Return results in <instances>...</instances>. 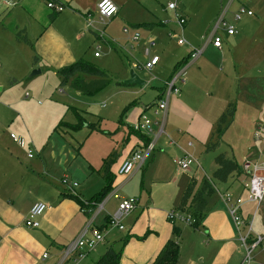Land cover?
<instances>
[{
	"label": "crops",
	"instance_id": "0c3cea01",
	"mask_svg": "<svg viewBox=\"0 0 264 264\" xmlns=\"http://www.w3.org/2000/svg\"><path fill=\"white\" fill-rule=\"evenodd\" d=\"M49 1L51 0H22L23 9L29 14L31 21L28 27L19 28L24 29L34 41V47L38 42L36 50L41 54L40 57L56 71L60 67L75 62L78 57L84 56L85 46L81 44V41L90 43L93 41V35L96 39L107 43L109 47L110 44H113L116 48L114 50L119 53L135 49L136 46L138 49L145 48L148 41L154 39L157 41V45L153 49V53L164 55L169 48V38L177 37L183 33L187 38L188 48L184 51L187 55L180 60L176 57L177 64L188 57L193 47L201 45L206 29L217 16L223 2V0H110L118 7V12L112 18L101 21L98 4L102 0H52L64 6V10L58 13L53 20L50 18L52 11L45 8ZM174 1L177 3L176 12L185 17L187 21L183 31L175 19V11L168 9V4ZM244 3L253 11V15H243L242 24L245 25V28L248 25L252 30L264 20V0H245ZM151 23L155 25L150 28L143 27L144 24ZM117 24L122 27V32L124 27H130V35H126L129 39L121 44L117 40L118 36L114 29ZM39 28L40 30H38ZM6 31L7 28L0 24V35H4ZM101 31H103V35L100 34ZM135 32H141V39L137 43H132L135 42L131 39ZM37 33L39 34L38 38H33ZM247 38L245 32H236L234 35L223 33L222 47L217 48L210 45L204 53L206 56H202L196 62V69L191 70V67L188 72L191 71L186 72L185 82L180 84V93L174 95L177 96L175 101L178 103V109L175 112V105L171 103V99L169 102L165 129L169 133L166 132L165 137L162 136L161 143L159 146L157 144L147 162L155 158L159 150H164L160 153V157L158 156L159 158L166 155L174 160L185 157L197 144H201L208 152L206 144L213 138L219 118L232 101L231 93L236 81L229 80L223 85L221 94L215 95L214 92H211L215 89V85L207 87L203 83L201 86V77L206 75L205 69L210 62L215 61L217 54L224 53L226 47L236 51V48L245 43ZM3 42L5 45V41ZM16 44L26 43L17 40ZM95 57H100V55ZM47 58L50 62L45 60ZM35 67L31 66L20 77L28 80L29 71ZM39 71L41 73L42 70ZM15 81H17L16 78ZM29 84L30 82L27 81L24 87L32 88ZM164 86L165 83L159 88L158 99L163 94ZM68 93L72 97L71 99L75 100L79 98L78 95L83 96L78 92L75 95L70 91ZM118 95H131V93L122 92ZM134 103L136 102L134 101ZM190 103H194V105H190ZM61 104L62 106L66 105L65 102ZM70 104L74 105L71 102ZM145 107L146 105L143 104L141 109L135 104L120 124L105 123L104 121L103 125L107 130L103 129L102 131L100 123L97 125L89 123L88 126L93 125L96 129L91 130V139L88 140L86 147L82 143L75 146L68 143L66 137L73 134L66 128L64 131H55L56 126L64 120L62 116L65 112L59 108L48 119L52 123L51 126H54L51 134L45 132L36 136L35 130L30 126H28L30 133L22 125L15 127V133L28 132L29 140L27 141L32 142L35 150V155L32 158L28 157L27 150L15 143L10 135L0 134V264H56L64 247L77 237L87 223L88 215L85 202H89L99 195L106 186L103 164L110 156H114L111 167V173L115 177L113 194L98 222L101 223L107 219L128 197H138L139 202L137 207L124 217L122 223L125 228L123 230L114 228L106 232L103 245L110 244V247L116 250L123 247L120 264H151L154 261L165 243L174 239L175 226L168 221L166 215L169 211L178 210L177 205H179L180 198L175 199L177 207L169 211L164 209L166 205L157 208L149 207V202H147L145 206H142L141 197L137 196L140 173L137 172L128 181L118 174L121 164L139 144L138 137L131 134L130 128L144 113ZM11 111L14 112L13 109ZM58 111L60 112L58 113ZM72 111L76 113V110ZM181 112L187 119L193 112L191 118L188 119L191 125L187 128L185 125L181 126L182 123H169V118L171 122H174V117L181 116ZM82 117L86 121V117L83 115ZM65 122L75 124L77 118L74 123ZM26 124L27 122H25ZM194 133L199 138L194 136ZM187 138H189L188 140L191 138L190 147H188L190 144H186ZM262 159L247 161L243 166L246 167L247 163L253 164ZM198 163L200 167L199 160ZM198 172L196 170L195 174ZM213 172L210 174L205 172L206 176L199 183H197L200 181L198 176L190 175L189 180H195L196 191L201 188L205 179L212 178ZM64 175L78 182V186L73 191L62 187L61 181ZM214 187L215 192L213 193H218V201L210 204L208 197L213 193L206 196L208 211L201 220L199 229L209 237L206 243L208 251L204 252L206 257L202 255L200 261L192 258L185 264H241L242 262V249L238 242L235 225L227 206L219 196L223 191L219 189L217 182L214 183ZM115 198L117 199L116 207L109 209V203ZM38 201L45 202L48 208L39 218V227H27L25 219L32 205ZM249 216L250 214H247L246 218L249 219ZM118 237L122 240L119 243L120 246H112L111 242H116L114 240ZM126 237L129 238L123 246L122 242ZM108 248L106 247V249ZM44 252L49 253L47 260L41 259ZM105 252L103 249L97 250L96 248L77 264H95ZM69 264H74V261L71 260Z\"/></svg>",
	"mask_w": 264,
	"mask_h": 264
},
{
	"label": "rangeland",
	"instance_id": "374dc122",
	"mask_svg": "<svg viewBox=\"0 0 264 264\" xmlns=\"http://www.w3.org/2000/svg\"><path fill=\"white\" fill-rule=\"evenodd\" d=\"M16 1V5L8 7L3 0H0V24L7 28L5 34L0 35V134L10 135L11 132L15 133V127L21 125L29 133L30 129L28 126H30L35 130L36 136H40L45 132L46 134H51L54 126H51L52 123L48 119L59 108L65 112L62 116L64 122H76L77 114L86 117V123L79 130H72L66 126L58 128L60 131H64L66 128L73 134L66 137L68 143L74 146L82 143L86 147L88 140L91 139V130L93 128L88 126L89 123H96V125L100 123L102 131L103 129L107 130L103 125L104 121L105 123L120 124L121 121L125 120V115L132 110L135 104L141 109L143 108V104L151 106L144 111L143 116H147L152 120L161 119V115L155 114L159 88L171 76L176 64V57L180 60L183 56L187 55L184 51L187 50L188 45L178 43L179 35L169 38L167 53L159 55V62L151 73L139 67L140 63L145 61L144 48L138 49L136 46L135 49H128V51L125 50V52L119 53L110 48L107 43L96 39L94 35L93 41L90 43L88 41H81V44L85 46V54L81 58H85L87 61L105 69L113 77L114 82L96 95H78L79 98L75 100L71 99L72 97L69 96L68 91L74 93L73 95L77 92L72 90L68 84L63 86L61 84L62 78L57 75L55 68L50 67L40 57L41 54L36 50L38 42L35 47L28 44H16L18 32H25L24 29L20 28L24 26L28 27L31 21L27 11L23 9L22 0ZM238 7L239 2L236 1L232 10L235 11ZM45 8L48 11L50 10L47 5ZM243 19L236 22L233 20L232 15L228 16L229 23L235 26L237 32H245L248 36L246 42L239 45L236 51H232L226 47L224 53L217 54L215 61L210 62L209 66L205 69L206 75L201 77L200 84L202 86L204 83L207 87L215 85V89L211 92L219 95L226 82L232 79L236 81L231 93L233 97L231 103L235 105V113L231 126L222 136L220 145L216 149L206 152L205 147L197 144V146L192 148V151L187 153L194 159L188 170L180 168L178 163L179 158L174 160L166 155L159 158L160 153L164 151L159 150L155 158L147 162L145 170L139 171L140 184L137 189V196L141 197L142 206H145L147 202H149V207L157 208L166 205L164 209L168 211L177 207L175 199H181L190 181V175L198 176L200 181H197V183L201 182L204 176H206L205 172L210 174L216 169L215 157L220 153H227L230 156L236 157L235 159L240 165H243L247 161L264 158V20L250 30L248 25L245 28V25L242 24ZM114 29L116 30L117 40H119L120 44L129 39L122 32L120 24L115 25ZM139 33L141 35V32ZM30 36L32 37V35ZM37 36H39L38 33L33 38ZM1 39H4L5 45ZM185 39L187 41L186 37ZM132 43H137V41ZM96 51L100 53V57L94 56ZM35 55L38 56L37 61L34 60ZM79 59L80 57L76 60ZM45 60L50 62L48 58ZM222 60L225 61L223 62ZM31 66L36 67L29 71L27 75V78L29 77L28 80L22 79L20 76H23L25 71H28ZM196 66V63L192 65L191 70L196 69ZM40 69L42 70L41 73H34V71ZM131 70H134L139 78L146 82L144 86L118 84L129 79ZM15 78L17 81H15ZM27 81L30 82L29 85L32 88L24 87ZM122 92L125 94L131 93V95H118ZM176 97H171V103L175 105L174 112L178 109V103L175 101ZM111 99L113 100L111 101ZM63 102L66 105L62 106L61 103ZM70 102L74 103V105L70 104ZM1 104L5 107L7 106L8 109ZM190 105H194V103H190ZM71 108L72 110H76V113ZM9 109H13L16 114ZM191 113L188 119L191 118ZM188 119L184 118L181 112V116L178 118L174 117V122H171L169 118V123H182L183 125L181 126L185 125L187 128L191 125ZM25 122H27L26 125ZM27 131L22 134H15L29 140ZM166 132L167 134L169 133L168 131ZM193 135L198 137L195 133ZM163 137L159 140L158 146ZM188 139H186V144H190L188 146L190 147L192 141H190L191 138L190 140ZM168 156L170 155L168 154ZM198 160L200 167L198 166ZM196 170L199 172L195 174ZM247 178L248 176L246 177L245 175L240 176L238 179L232 177L227 182H218V187L221 191L228 192L235 198L239 195L242 196V200L245 202L242 206V212L244 217L250 214L249 221L252 222L251 229L253 236L263 237L264 199L256 212V204L246 202L248 193L243 190V183ZM169 182H172V184H169ZM62 187L64 186L62 185ZM208 199L210 204L218 201V193H213ZM116 201V198L113 199L109 203L108 208L112 209L116 207ZM175 226L181 230L179 236L174 232V239L180 244V264H185L192 258L200 261L201 256L205 255L204 252L208 251L206 243L209 237L204 231L199 230L201 228L200 225L193 226L180 222L176 223ZM114 241L116 242H111V245L119 247V243L122 240L118 237ZM103 243L97 246V250L103 249L105 252L107 250L106 247H110V244L106 246ZM244 256L245 253L242 251L241 260L244 259ZM251 264H264V250L260 247L253 251Z\"/></svg>",
	"mask_w": 264,
	"mask_h": 264
},
{
	"label": "built area",
	"instance_id": "2783aa9c",
	"mask_svg": "<svg viewBox=\"0 0 264 264\" xmlns=\"http://www.w3.org/2000/svg\"><path fill=\"white\" fill-rule=\"evenodd\" d=\"M8 6H14L17 2L15 0H3ZM239 2L237 10L233 11L232 7L235 2ZM245 0H223L221 10L210 23L206 29L204 36L202 37L201 45L193 47L190 51L187 61L184 64L179 65L165 81L164 91L160 99L156 102L155 114L161 115V119L155 120L143 114L134 123L133 128L145 134L150 142L139 150H135L131 155L121 164L118 170V174L123 176L126 181L130 180L137 172L143 170L147 164L148 157L155 151L159 139L166 135V124L168 119L169 102L172 96L180 93V84L185 82V75L187 70L195 64L205 53L206 49L213 45L217 48L222 47L223 33L228 35H234L237 30L232 23H229L228 16L232 15L234 21H238L243 15H253V11L250 10ZM48 8L54 13H60L64 10L62 4L49 1L47 3ZM168 9L175 11V19L178 22L181 30L186 24V18L180 13L176 12V1L168 4ZM118 12V7L110 0H102L98 4V14L101 21L112 18ZM123 33L129 35L130 27L123 28ZM103 35V31L100 32ZM178 43L181 45L187 44V41L181 33L179 35ZM134 41L141 39L139 32H135L132 38ZM157 43L154 39H151L144 48L145 61L140 63L139 67L146 72L151 73L159 62V55L153 53V49ZM98 48H100L98 46ZM100 53L95 52V56H99ZM11 139L17 143L21 148L27 150L28 157L34 156V146L29 143L24 137L17 135L13 132L10 133ZM194 159L190 155H186L184 158L178 159V163L182 170H187ZM249 170L250 176L243 183V190L247 191V201L256 204L255 212L264 199V159L259 162L246 166ZM62 185L69 191H73L78 186V182L73 181L67 175L62 178ZM113 191H111L105 198L97 203L86 202L87 204H94V206L87 207V223L79 232L77 237L68 243L61 252V255L56 264H69L71 260L74 264H77L80 260L85 258L87 254L95 250L98 245L103 243L106 239V232L110 229L118 228L123 230L125 228L123 222L126 217L135 207H137L139 198L130 197L125 199L117 208V210L108 216L103 222H98L100 215L105 211V206L110 200ZM220 199L227 206L228 212L232 218V221L238 232V242L240 248L245 253L244 259L241 264H251L253 251L260 247L264 250V236L254 237L251 229L250 218H246L242 212V206L245 203L242 200V196L233 197L228 192H222L219 194ZM48 205L45 202L38 201L34 203L25 219V224L30 228H37L40 226L39 218L47 210ZM166 218L171 223H185L195 226L198 223V219L191 212L186 211H169ZM49 253L44 252L41 256L42 260H47Z\"/></svg>",
	"mask_w": 264,
	"mask_h": 264
},
{
	"label": "trees",
	"instance_id": "16d2710c",
	"mask_svg": "<svg viewBox=\"0 0 264 264\" xmlns=\"http://www.w3.org/2000/svg\"><path fill=\"white\" fill-rule=\"evenodd\" d=\"M56 15H58V13L52 12L50 15L51 20L56 18ZM154 25V23L144 24L143 27L150 28ZM17 39L18 41L24 42L30 46H34V41L26 34V32H18ZM110 47L116 49L113 44H110ZM34 60H38L37 55L34 56ZM186 61L187 57L181 62L177 63L174 70L179 65L184 64ZM57 73L62 78L61 84L63 86L68 84L70 88L83 96L96 95L114 82L113 77L105 69L87 61L85 58H80L73 63L60 67L59 69H57ZM118 84L127 85L124 82ZM150 107L151 106H146L145 110ZM234 113L235 105L233 103H230L217 122L213 138L206 144L207 151L214 150L220 145L222 136L233 121ZM77 115V122L75 124H70L62 121L56 126L55 131H60L58 128L63 126H66L72 130H79L82 126H84L86 121L85 118L82 117V115ZM89 126L90 128L93 127V125ZM92 129L94 130L96 128L93 127ZM130 132L139 139V144L137 145L135 150L141 149L142 147H144V145L146 146L150 142V139L145 134L138 130H135L133 126L130 128ZM113 161L114 156H110L104 161L103 171L106 180V186L103 188L102 192L99 193V195L95 196L89 202L95 204L105 198L113 190L115 179L114 175L111 173ZM215 165L216 169L213 172L212 178L205 179L199 190L196 191L195 180L192 179L190 181L178 205L177 211H189L197 217L198 223L195 226H199L201 220L207 214L208 200L206 196L215 192V182H227L232 177L238 178L242 175H245L246 177L250 176L249 170H247L243 165H240L234 158V156H230L227 153L218 154L215 157ZM79 203H81V201H79ZM94 204L91 205L94 206ZM91 205H86L85 202V208ZM173 224L175 226L176 223ZM174 232L179 236L181 230L175 226ZM128 238L129 237L123 239V246L126 244V240H128ZM122 250L123 247L117 250L113 247H109L104 255L101 256L95 264H120ZM179 259L180 244L175 239H170L165 243V245L162 247L151 264H179Z\"/></svg>",
	"mask_w": 264,
	"mask_h": 264
},
{
	"label": "water",
	"instance_id": "95a60500",
	"mask_svg": "<svg viewBox=\"0 0 264 264\" xmlns=\"http://www.w3.org/2000/svg\"><path fill=\"white\" fill-rule=\"evenodd\" d=\"M40 71H34V73H39ZM127 85H139V86H144L146 84L145 81L141 80L139 76L134 72V70L130 71V77L128 80L124 82Z\"/></svg>",
	"mask_w": 264,
	"mask_h": 264
}]
</instances>
